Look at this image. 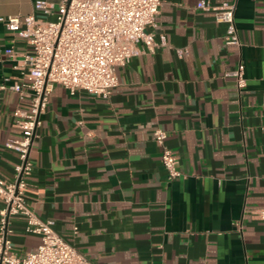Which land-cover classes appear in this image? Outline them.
Segmentation results:
<instances>
[{
  "label": "crops",
  "instance_id": "0c3cea01",
  "mask_svg": "<svg viewBox=\"0 0 264 264\" xmlns=\"http://www.w3.org/2000/svg\"><path fill=\"white\" fill-rule=\"evenodd\" d=\"M0 0V17L36 15ZM234 4L241 45L197 5ZM156 47L115 69L108 99L57 85L30 152L27 204L95 264H264V0H162ZM29 42L0 22V85L23 79ZM242 63L247 85L233 72ZM8 79V81H6ZM30 100L0 90V177L12 181L21 140L13 112ZM167 131L182 176L170 179L154 133ZM3 203L0 201V209ZM11 217L21 256L41 237Z\"/></svg>",
  "mask_w": 264,
  "mask_h": 264
},
{
  "label": "built area",
  "instance_id": "2783aa9c",
  "mask_svg": "<svg viewBox=\"0 0 264 264\" xmlns=\"http://www.w3.org/2000/svg\"><path fill=\"white\" fill-rule=\"evenodd\" d=\"M161 6L162 0H35V12L45 19L36 15L0 17V22L32 47L23 55V79L0 85V90L9 89L21 100H30L28 110L17 108L13 112L14 126L23 135L8 144L20 154L14 180L0 177V264H95L27 204L28 179L34 171L30 152L54 88L61 85L72 95L85 91L108 99L119 85L116 67L130 64L140 53L137 44L143 43L151 51L156 47L155 34L149 28L157 27ZM197 8L213 11L216 20L227 25V44L241 45L234 4L211 6L201 2ZM244 70L240 63L233 72L240 89L247 85ZM154 136L168 177H181L179 160L167 144V131L158 128ZM16 216L25 218L27 233L41 237L37 250L24 256L3 234L10 218ZM253 217L264 222V208L256 209Z\"/></svg>",
  "mask_w": 264,
  "mask_h": 264
},
{
  "label": "rangeland",
  "instance_id": "374dc122",
  "mask_svg": "<svg viewBox=\"0 0 264 264\" xmlns=\"http://www.w3.org/2000/svg\"><path fill=\"white\" fill-rule=\"evenodd\" d=\"M49 19H50V20H55V17H50Z\"/></svg>",
  "mask_w": 264,
  "mask_h": 264
}]
</instances>
